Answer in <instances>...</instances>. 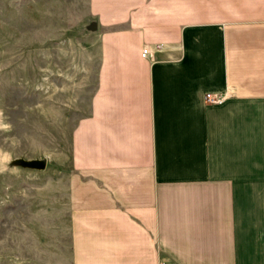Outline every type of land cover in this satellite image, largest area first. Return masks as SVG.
<instances>
[{
    "label": "crops",
    "instance_id": "0c3cea01",
    "mask_svg": "<svg viewBox=\"0 0 264 264\" xmlns=\"http://www.w3.org/2000/svg\"><path fill=\"white\" fill-rule=\"evenodd\" d=\"M86 5L99 61L70 138L68 264H264V0Z\"/></svg>",
    "mask_w": 264,
    "mask_h": 264
},
{
    "label": "rangeland",
    "instance_id": "374dc122",
    "mask_svg": "<svg viewBox=\"0 0 264 264\" xmlns=\"http://www.w3.org/2000/svg\"><path fill=\"white\" fill-rule=\"evenodd\" d=\"M87 2L0 0V264H68L70 138L99 61Z\"/></svg>",
    "mask_w": 264,
    "mask_h": 264
},
{
    "label": "built area",
    "instance_id": "2783aa9c",
    "mask_svg": "<svg viewBox=\"0 0 264 264\" xmlns=\"http://www.w3.org/2000/svg\"><path fill=\"white\" fill-rule=\"evenodd\" d=\"M162 46V43L160 42H156L154 43V45L152 47H150L149 44L144 43L141 46V51H140V55L141 56H148L149 58L152 59V51L153 50H158L160 47ZM227 93L223 92V93H218V92H204L203 93V98L206 104H221L223 102V100L226 98Z\"/></svg>",
    "mask_w": 264,
    "mask_h": 264
},
{
    "label": "water",
    "instance_id": "95a60500",
    "mask_svg": "<svg viewBox=\"0 0 264 264\" xmlns=\"http://www.w3.org/2000/svg\"><path fill=\"white\" fill-rule=\"evenodd\" d=\"M97 30V21L95 18H91V17H86V22L82 23V25L80 27H78V32H93ZM20 162L22 165H27L30 167H34L36 169L41 168L44 164H45V160L43 158H38V159H28V160H21Z\"/></svg>",
    "mask_w": 264,
    "mask_h": 264
}]
</instances>
